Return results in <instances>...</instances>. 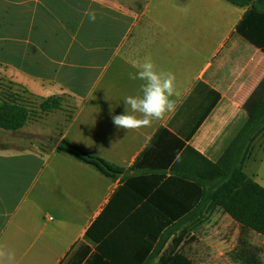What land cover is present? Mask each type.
<instances>
[{
  "label": "crops",
  "instance_id": "crops-1",
  "mask_svg": "<svg viewBox=\"0 0 264 264\" xmlns=\"http://www.w3.org/2000/svg\"><path fill=\"white\" fill-rule=\"evenodd\" d=\"M249 7L0 0V74L31 104L67 97L61 110L0 135V244L14 253L12 264H142L153 250L148 238L199 221L168 241L158 263L264 264V238L222 206L211 209L225 181L216 166L264 95V53L235 30L245 18V31L264 45V0ZM145 56L175 74L176 109L149 127L117 129L112 116L141 83L128 78L129 60ZM55 112L61 128L41 133L36 125ZM64 139L126 170L134 190L57 154ZM262 171L264 131L242 170L264 188Z\"/></svg>",
  "mask_w": 264,
  "mask_h": 264
},
{
  "label": "trees",
  "instance_id": "trees-1",
  "mask_svg": "<svg viewBox=\"0 0 264 264\" xmlns=\"http://www.w3.org/2000/svg\"><path fill=\"white\" fill-rule=\"evenodd\" d=\"M223 1L238 8H248L252 0ZM253 9L254 7H249L248 12ZM235 30L250 44L260 48L264 53V45H259L245 31V18L236 26ZM66 99L67 97L63 95H53L45 99H34L39 103L31 104L28 102V93L22 86L7 81L0 74V130L6 132L19 131L29 120L38 119L43 115L61 110ZM263 131L264 95L246 115L243 128L216 166L225 170V181L220 188L212 193L215 204L211 209L222 206L224 213L235 224L264 238V188L246 178L242 172L250 145ZM55 152L91 168L110 181L120 179L127 188L134 190L126 170L112 165L68 140L59 141L55 145ZM202 222L190 223V225L195 226L202 224ZM188 224L174 222L158 239L148 238L147 241L153 246V250L142 264H153L172 237L178 236L189 229L190 225L187 226ZM80 245H82L80 242L76 243V246L69 252L67 259H70L75 249ZM85 249L87 248L85 247ZM260 252L264 256V240Z\"/></svg>",
  "mask_w": 264,
  "mask_h": 264
},
{
  "label": "clouds",
  "instance_id": "clouds-1",
  "mask_svg": "<svg viewBox=\"0 0 264 264\" xmlns=\"http://www.w3.org/2000/svg\"><path fill=\"white\" fill-rule=\"evenodd\" d=\"M89 22L97 19L95 10L88 9L84 13ZM134 71L128 73V78L140 81L136 95L124 98V113L112 116V123L117 129L135 131L149 127L153 121L162 120L176 109L175 96L178 95L175 86V74L171 71L158 70L150 56L142 59H130ZM14 253L7 251L6 245L0 244V261L12 264Z\"/></svg>",
  "mask_w": 264,
  "mask_h": 264
},
{
  "label": "rangeland",
  "instance_id": "rangeland-1",
  "mask_svg": "<svg viewBox=\"0 0 264 264\" xmlns=\"http://www.w3.org/2000/svg\"><path fill=\"white\" fill-rule=\"evenodd\" d=\"M132 1L134 6H136V4H142L145 0H132ZM46 117L47 118H45L41 122H38V124L36 125L37 129L40 130L41 133L47 134L48 131L50 130H56V129L59 130L61 128L64 121L62 114H60L59 112H55L54 114H51ZM6 133H10V132H5L0 130V135H5ZM0 141H2V139H0ZM262 178H264V171H262ZM253 244L255 243L253 242ZM153 264H160V263H158V260L156 259Z\"/></svg>",
  "mask_w": 264,
  "mask_h": 264
}]
</instances>
